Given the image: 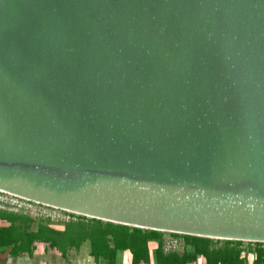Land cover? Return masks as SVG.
Instances as JSON below:
<instances>
[{
    "label": "water",
    "instance_id": "water-1",
    "mask_svg": "<svg viewBox=\"0 0 264 264\" xmlns=\"http://www.w3.org/2000/svg\"><path fill=\"white\" fill-rule=\"evenodd\" d=\"M0 191L264 243V0H0Z\"/></svg>",
    "mask_w": 264,
    "mask_h": 264
},
{
    "label": "trees",
    "instance_id": "trees-1",
    "mask_svg": "<svg viewBox=\"0 0 264 264\" xmlns=\"http://www.w3.org/2000/svg\"><path fill=\"white\" fill-rule=\"evenodd\" d=\"M87 219V218H85ZM0 220L8 222L10 227L5 230L10 232V244L14 246L17 255L27 254L32 256L39 243L48 244L66 256L68 249H79L82 244L89 241L91 244L90 255L96 260L103 258L108 264H116L118 251H130L133 256L132 264H149V242L159 240L162 232L149 231L139 228L113 224L109 222L87 219L91 227L78 224V232L67 227L64 232H58L50 227L40 226L37 231H30L29 217L0 211ZM179 236L178 234H174ZM191 240L194 248L193 258L203 257L207 264H242L241 253L235 248L242 242L225 241L226 249H215V243L220 240L185 236ZM233 248V249H231ZM187 258H181L176 253H168L159 245L155 253L156 264H185ZM263 263L257 260L255 264Z\"/></svg>",
    "mask_w": 264,
    "mask_h": 264
},
{
    "label": "rangeland",
    "instance_id": "rangeland-1",
    "mask_svg": "<svg viewBox=\"0 0 264 264\" xmlns=\"http://www.w3.org/2000/svg\"><path fill=\"white\" fill-rule=\"evenodd\" d=\"M0 211L29 217L30 231H37L40 226L50 227L58 232H64L67 227H71L73 232H78V224H85L91 227L92 223L86 217L72 214L57 208L34 203L9 193L0 191ZM10 224L0 220V264H20V258L25 259L27 254L17 255L14 253V246L10 244V232H6ZM216 241V240H215ZM43 244V243H42ZM48 245V244H46ZM161 245L168 253H176L181 258H187L185 264H207L203 257L193 258L194 248L191 240L184 236H175L171 233H162L159 240L149 242V250L154 252V248ZM49 246V245H48ZM215 249L225 250V241L216 242ZM233 249V248H231ZM235 250L241 253L242 264H255L257 260L264 262V243L242 242ZM77 252V253H74ZM91 253V244L86 241L79 249H68L70 256H85ZM263 264V263H259Z\"/></svg>",
    "mask_w": 264,
    "mask_h": 264
},
{
    "label": "crops",
    "instance_id": "crops-1",
    "mask_svg": "<svg viewBox=\"0 0 264 264\" xmlns=\"http://www.w3.org/2000/svg\"><path fill=\"white\" fill-rule=\"evenodd\" d=\"M157 248H154V252L149 250L150 263H155V253ZM77 253V252H74ZM78 254V253H77ZM66 256L62 255L58 250L51 248L46 244L39 243L36 245V250L32 256H27L25 259L20 258V264H108L103 258L96 260L89 254L85 256ZM133 256L130 251H118L116 257V264H132ZM144 264V263H142Z\"/></svg>",
    "mask_w": 264,
    "mask_h": 264
}]
</instances>
